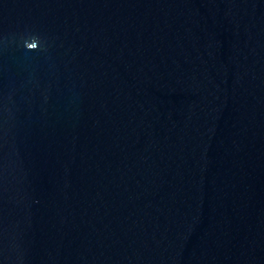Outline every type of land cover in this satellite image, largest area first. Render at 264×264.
<instances>
[{
	"label": "water",
	"instance_id": "95a60500",
	"mask_svg": "<svg viewBox=\"0 0 264 264\" xmlns=\"http://www.w3.org/2000/svg\"><path fill=\"white\" fill-rule=\"evenodd\" d=\"M0 264H264V0H0Z\"/></svg>",
	"mask_w": 264,
	"mask_h": 264
}]
</instances>
